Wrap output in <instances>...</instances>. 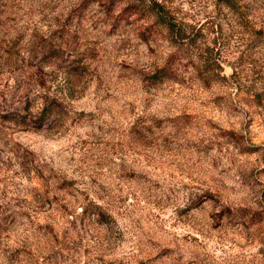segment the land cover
I'll use <instances>...</instances> for the list:
<instances>
[{"label": "rangeland", "instance_id": "374dc122", "mask_svg": "<svg viewBox=\"0 0 264 264\" xmlns=\"http://www.w3.org/2000/svg\"><path fill=\"white\" fill-rule=\"evenodd\" d=\"M237 1L0 0V264H264V0Z\"/></svg>", "mask_w": 264, "mask_h": 264}, {"label": "trees", "instance_id": "16d2710c", "mask_svg": "<svg viewBox=\"0 0 264 264\" xmlns=\"http://www.w3.org/2000/svg\"><path fill=\"white\" fill-rule=\"evenodd\" d=\"M222 3L231 10L237 11L240 5L237 0H221ZM146 11L153 18L154 22L160 25L169 35L171 42L173 44H181L184 38H188L186 31L181 27L180 23L175 19V17L165 8L163 4L156 1H150L149 4L145 6ZM171 77V72L166 65L157 68L149 79L153 82L162 81V79H167ZM57 111V106L51 101H44L42 109L40 110L39 120L43 117L46 118L49 115Z\"/></svg>", "mask_w": 264, "mask_h": 264}]
</instances>
